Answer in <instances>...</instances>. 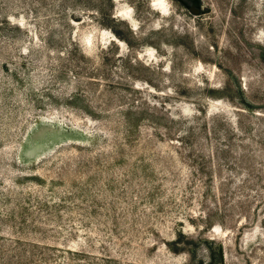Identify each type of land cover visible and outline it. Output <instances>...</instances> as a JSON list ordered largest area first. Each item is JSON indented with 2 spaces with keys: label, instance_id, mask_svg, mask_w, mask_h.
Segmentation results:
<instances>
[{
  "label": "rangeland",
  "instance_id": "1",
  "mask_svg": "<svg viewBox=\"0 0 264 264\" xmlns=\"http://www.w3.org/2000/svg\"><path fill=\"white\" fill-rule=\"evenodd\" d=\"M0 264H264V0H0Z\"/></svg>",
  "mask_w": 264,
  "mask_h": 264
}]
</instances>
